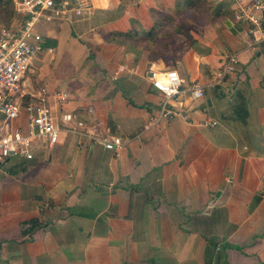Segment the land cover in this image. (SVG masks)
<instances>
[{"label":"crops","instance_id":"0c3cea01","mask_svg":"<svg viewBox=\"0 0 264 264\" xmlns=\"http://www.w3.org/2000/svg\"><path fill=\"white\" fill-rule=\"evenodd\" d=\"M176 1L90 0L85 20L105 33L133 22L148 31L150 11ZM221 24L192 34L197 47L172 66L116 67L113 82L93 84L95 114L75 108L89 126L128 140L122 148L68 136L24 172L0 164V264H264V43L251 47L243 25ZM232 54L234 70L214 84ZM150 64L176 70L183 90L206 87L200 100L180 95L181 115L145 130L162 102ZM207 118L217 124L204 126Z\"/></svg>","mask_w":264,"mask_h":264},{"label":"built area","instance_id":"2783aa9c","mask_svg":"<svg viewBox=\"0 0 264 264\" xmlns=\"http://www.w3.org/2000/svg\"><path fill=\"white\" fill-rule=\"evenodd\" d=\"M18 23H0V163L14 158L32 161L41 147L52 149L68 136L76 137L77 144H91L117 151L128 143L109 131L100 132L86 124L75 112L64 108L70 99L65 90L34 88L29 81L34 61L51 54L53 47L37 26L40 23L74 24L92 14L90 0H10ZM234 23L243 25L251 47L264 43V0H238ZM238 62L230 55L221 67L214 84L222 82ZM120 71L124 67L119 68ZM147 77L153 89L162 96L159 112L149 118L144 129L155 126L162 118L181 115L180 95L188 93L191 101L204 96L206 85L194 82L183 90V80L171 68L149 67ZM176 103L179 106H176ZM92 113V111L89 110ZM204 126H215L216 121L205 119Z\"/></svg>","mask_w":264,"mask_h":264},{"label":"rangeland","instance_id":"374dc122","mask_svg":"<svg viewBox=\"0 0 264 264\" xmlns=\"http://www.w3.org/2000/svg\"><path fill=\"white\" fill-rule=\"evenodd\" d=\"M213 1H207L205 6H210ZM0 8V20L3 24L11 25L19 22L20 17L14 12L10 0H0ZM198 11L188 10L183 18L180 17L186 24L185 33L178 36L183 41L177 38L182 43H176L175 41L173 43L172 38H168L167 40L166 38H162L158 43L162 42L164 44L166 41L167 45L157 46V51H160L156 52V54L152 53L154 47L152 43L141 45L120 44V41H122L120 38H112V41L105 42L107 44L104 45L101 43V40L104 41L105 32L97 29L99 27H93L98 25H91L88 20L78 22V24L72 26H59L58 23H40L37 29L47 39L56 42L52 45V47H55V50L51 54L40 56V58L34 61L33 73L29 76V81L35 89L39 86H45L49 90H65L69 92L70 99L66 104V109H70L69 111L75 112L81 117V113L75 107L79 105H92L94 107H87L88 109L83 115L85 117L86 114L93 116L95 114L93 109L97 107L93 84L104 82L105 80L112 81L110 74L116 67L120 68L123 66L126 72L129 69H135L138 62L146 66L147 63L159 60L172 66L175 64L176 57L180 52L191 48L195 49L197 44L189 45V39L185 37L186 34L198 33L206 23L210 22L211 16H214V11L205 9V7H201ZM222 11L227 12L228 10L222 9ZM176 19H179V17H176ZM216 25V27L219 26L218 23ZM51 27L52 29L50 30ZM46 29L49 30L45 32ZM181 46L183 47L179 48ZM162 48H166L168 50L167 53L162 52ZM225 93L228 94V92ZM83 110L85 109L83 108ZM55 150H57V147L52 149L41 147L39 151H35V158L36 160L44 159L46 161L45 159L48 158L49 154ZM3 162L6 168L12 167L15 169L10 171L11 175L24 172L25 169L23 168L30 164L24 160L14 158Z\"/></svg>","mask_w":264,"mask_h":264},{"label":"trees","instance_id":"16d2710c","mask_svg":"<svg viewBox=\"0 0 264 264\" xmlns=\"http://www.w3.org/2000/svg\"><path fill=\"white\" fill-rule=\"evenodd\" d=\"M207 1L209 0H177L175 2V6L173 9H171L169 12H162V11H155L151 10V16L153 19V26L148 30H140L136 26V24L133 22L131 23V27L127 32H120V31H113V32H107L105 33L104 40L107 42L112 41V38H120L122 41H120V44L126 43L129 45L132 44H154V47L152 49V53L156 54L158 53V50L156 49L157 46L161 47L163 45H167L166 41L164 44L160 42L159 40L162 38H172L173 43H182L177 38L178 36L183 35L185 33L186 24L184 23V20H181L180 17L183 18L186 11L191 10L194 12H197L198 9H201V7H205V9H209L214 11V16H211L210 22L218 23V27H223L224 23L225 25L230 24L231 22H234V12L232 11H222L218 5V2H211V5L207 7L205 4H207ZM11 2V1H10ZM12 4V3H11ZM1 11V8H0ZM199 12V11H198ZM176 17H179V19H176ZM176 19V20H175ZM0 23L1 22L0 20ZM190 35V36H188ZM189 39V45L197 44V41L192 36V34H186V36ZM111 38V39H109ZM181 39V38H179ZM183 41V39H181ZM175 41V42H174ZM55 42L52 40H46V45L51 47L54 45ZM171 44V42H170ZM184 46V45H183ZM183 46L179 47L182 48ZM151 47V48H152ZM155 49V50H154ZM162 52L167 53L168 50L166 48L161 49Z\"/></svg>","mask_w":264,"mask_h":264},{"label":"water","instance_id":"95a60500","mask_svg":"<svg viewBox=\"0 0 264 264\" xmlns=\"http://www.w3.org/2000/svg\"><path fill=\"white\" fill-rule=\"evenodd\" d=\"M218 193H219V192H218ZM218 193H217V195H219Z\"/></svg>","mask_w":264,"mask_h":264}]
</instances>
